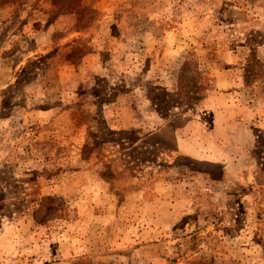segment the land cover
Wrapping results in <instances>:
<instances>
[{
    "label": "rangeland",
    "instance_id": "rangeland-1",
    "mask_svg": "<svg viewBox=\"0 0 264 264\" xmlns=\"http://www.w3.org/2000/svg\"><path fill=\"white\" fill-rule=\"evenodd\" d=\"M0 264H264V0H0Z\"/></svg>",
    "mask_w": 264,
    "mask_h": 264
},
{
    "label": "trees",
    "instance_id": "trees-1",
    "mask_svg": "<svg viewBox=\"0 0 264 264\" xmlns=\"http://www.w3.org/2000/svg\"><path fill=\"white\" fill-rule=\"evenodd\" d=\"M54 200L52 196H43L38 204V208L36 210L44 209L46 215H50L52 213V208H51V202ZM35 215V214H34Z\"/></svg>",
    "mask_w": 264,
    "mask_h": 264
}]
</instances>
